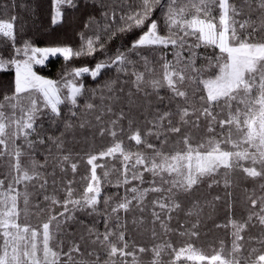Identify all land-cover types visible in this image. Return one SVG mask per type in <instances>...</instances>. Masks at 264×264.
<instances>
[{
	"label": "snow or ice",
	"instance_id": "obj_1",
	"mask_svg": "<svg viewBox=\"0 0 264 264\" xmlns=\"http://www.w3.org/2000/svg\"><path fill=\"white\" fill-rule=\"evenodd\" d=\"M19 6L0 0V264H264V0H52L53 27L91 9L79 48L34 46Z\"/></svg>",
	"mask_w": 264,
	"mask_h": 264
},
{
	"label": "trees",
	"instance_id": "obj_2",
	"mask_svg": "<svg viewBox=\"0 0 264 264\" xmlns=\"http://www.w3.org/2000/svg\"><path fill=\"white\" fill-rule=\"evenodd\" d=\"M5 2H7V0H5ZM15 2L20 6L14 10V14H18L20 21L24 24L21 34L25 39L31 40L36 47L71 46L73 48H79L81 44L80 33H84L85 35L90 34V30L86 29L84 24L87 21V14L91 9L80 8L78 10H73L67 8L64 23L53 27L50 24L52 0H15ZM115 43L119 44L120 41H116ZM100 58H102V54L99 52L96 53L95 57H81L71 61H65L63 57L56 56L49 58L43 65L35 66L34 70L45 78L59 80L73 67H94V62ZM109 74H111L110 70ZM12 79L13 74L10 72L0 76V80L3 81V88H0V91L10 89V82ZM82 79L86 84V87L90 88L96 84V82L92 81L90 77H84ZM107 143L108 141L97 138L94 149L100 150ZM84 169L85 165L82 163L80 172H83ZM77 180H79V177H77ZM235 185V194L241 198V201H243L245 195L244 189L248 188L251 190L253 182L243 178L242 174L238 172L236 173ZM106 191L114 192L115 189L108 188ZM213 191L222 192L223 189H214ZM221 209L222 202L220 208H218V214L213 217V220L207 221L209 228H211L213 221H224L225 214ZM242 212L243 205L241 203L236 207L237 217H239ZM31 223H37L35 217H31ZM102 227L103 226L101 225V229ZM228 239L226 231L223 228H220L207 231L206 234H202L199 239L194 240L193 242L196 247L201 248L205 254L211 255L214 248H219L221 240L228 241ZM137 241L139 243H148L147 240L140 239L139 237H137Z\"/></svg>",
	"mask_w": 264,
	"mask_h": 264
},
{
	"label": "rangeland",
	"instance_id": "obj_3",
	"mask_svg": "<svg viewBox=\"0 0 264 264\" xmlns=\"http://www.w3.org/2000/svg\"><path fill=\"white\" fill-rule=\"evenodd\" d=\"M49 58H51V57H49ZM49 58H48V59H49ZM48 59H47V60H48ZM47 60H46V61H47ZM46 61H45V62H46ZM35 66H37V65H35ZM35 66H34V67H35Z\"/></svg>",
	"mask_w": 264,
	"mask_h": 264
}]
</instances>
